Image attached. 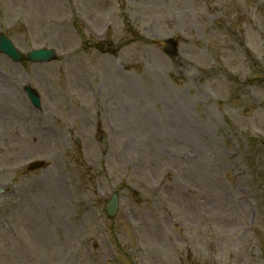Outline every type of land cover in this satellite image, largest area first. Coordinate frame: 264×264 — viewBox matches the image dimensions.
I'll return each instance as SVG.
<instances>
[{
    "label": "rangeland",
    "instance_id": "obj_1",
    "mask_svg": "<svg viewBox=\"0 0 264 264\" xmlns=\"http://www.w3.org/2000/svg\"><path fill=\"white\" fill-rule=\"evenodd\" d=\"M0 31L58 52L0 53V264H264V0H0Z\"/></svg>",
    "mask_w": 264,
    "mask_h": 264
},
{
    "label": "water",
    "instance_id": "obj_2",
    "mask_svg": "<svg viewBox=\"0 0 264 264\" xmlns=\"http://www.w3.org/2000/svg\"><path fill=\"white\" fill-rule=\"evenodd\" d=\"M165 49L170 52L174 53L175 51V42L173 40H168L165 42ZM0 51L8 54L13 60L21 61L24 59H30L35 62H43V61H50L55 58L56 53L53 49H39V50H32L27 54H23L19 52L16 47L13 45L11 40L6 37L5 34L0 32ZM26 91L34 102L35 105L40 106V99L38 93L31 87L26 86ZM41 161H36L33 163L31 167H39L41 166ZM118 209V197L117 194H113L112 199L107 203V212L109 215H115Z\"/></svg>",
    "mask_w": 264,
    "mask_h": 264
},
{
    "label": "bare ground",
    "instance_id": "obj_3",
    "mask_svg": "<svg viewBox=\"0 0 264 264\" xmlns=\"http://www.w3.org/2000/svg\"><path fill=\"white\" fill-rule=\"evenodd\" d=\"M73 80L80 85L82 90H85V86H84V82H82L81 77L79 76V74L75 73L73 75ZM5 85H7V82L4 83ZM3 84L4 87L0 88V115H3V109H7L10 110L9 112L12 114H17V109L19 107V104H13L12 103V98L13 96H11V93L8 92V88ZM11 92V90H10ZM10 95V96H9ZM28 141L31 143H36L37 141L40 142V145L42 147L44 146H48L50 144L51 141V134L48 132H37L35 131V133L32 136L28 135ZM56 184L58 186H60V180L58 179V177H56ZM237 210V209H235Z\"/></svg>",
    "mask_w": 264,
    "mask_h": 264
}]
</instances>
